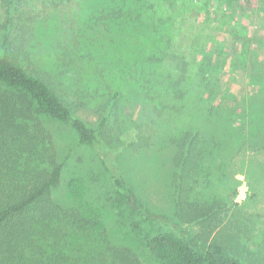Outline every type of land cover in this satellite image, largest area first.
I'll list each match as a JSON object with an SVG mask.
<instances>
[{"label":"rangeland","instance_id":"1","mask_svg":"<svg viewBox=\"0 0 264 264\" xmlns=\"http://www.w3.org/2000/svg\"><path fill=\"white\" fill-rule=\"evenodd\" d=\"M16 5L19 12L14 14L10 34L16 46H23L18 62L28 71L36 68L38 74H45L67 103L73 104L75 116L93 128L107 114L106 105L119 90L122 112L116 123L110 120L113 143L108 146L118 154V173L151 211L173 216L172 149L168 143L162 141L154 150L122 152L138 127L144 130L151 123L152 129L165 121L169 125L160 127L159 133L167 132L168 137L192 128L195 122L190 124L193 118L174 116L168 110L156 112V102H133L131 88L120 85L116 48L125 42L140 44L143 58L152 55L150 48L158 49L164 69L174 77L185 71L191 78L201 59L219 56L221 70L217 66L211 70L221 76L224 89L243 98L250 90L249 81L254 80L252 75L264 73L263 68L252 69L248 63L253 57L264 61V0H20ZM4 11L0 1V25ZM2 33L0 28V57L10 54L1 46ZM15 45L13 50L18 48ZM185 103L188 106L184 101L180 108ZM159 114L164 115L160 120ZM46 126L58 161L64 165L55 201L97 222L95 236H100L101 246L107 242L99 233L104 229L106 240L120 250L128 249L136 264H159L142 239L175 233L174 228L141 224L133 230L127 213L112 202V180L95 151L79 145L69 126L51 120ZM227 152L223 171L216 173L210 190L212 199L223 206L219 230L237 240L227 248L229 253L239 252L245 262L264 264V152ZM185 229L195 236L198 226Z\"/></svg>","mask_w":264,"mask_h":264},{"label":"trees","instance_id":"2","mask_svg":"<svg viewBox=\"0 0 264 264\" xmlns=\"http://www.w3.org/2000/svg\"><path fill=\"white\" fill-rule=\"evenodd\" d=\"M0 1L5 10L1 46L10 52L0 57V264L137 263L128 249L120 250L106 240L104 229L99 233L107 242L100 245V236H95L97 222L55 201L64 165L58 161L47 120L69 126L79 145L95 151L112 180V202L127 213L133 230L141 224L174 228L175 233L142 239L159 264H252L238 251L237 255L228 252L237 240L219 230L223 206L212 199L210 190L216 173L223 171L227 151L264 152V73L252 75L243 99L224 89L221 76L211 70L215 66L221 70L219 56L201 59L191 78L185 71L174 77L164 69L158 49L150 48L152 55L143 58L140 44H118L120 85L131 88L133 102H156V112L168 110L174 116L193 118L190 124L195 122L192 128L168 137L166 131L159 132L169 123L160 121L152 129L149 123L144 130L136 128L135 136L124 144V154L154 150L162 141L172 149L174 214L164 216L139 199L118 173V154L108 147L113 143L110 120L116 123L122 112L119 90L109 99L107 114L101 115L96 128L75 116L73 104L45 74H38L36 68L28 71L18 62L23 46L15 45L10 31L20 0ZM13 45L18 48L13 50ZM248 63L252 69H264V61L256 57ZM184 101L188 106L180 108ZM160 116L164 115L157 119ZM187 225L198 226L195 236L187 232Z\"/></svg>","mask_w":264,"mask_h":264}]
</instances>
